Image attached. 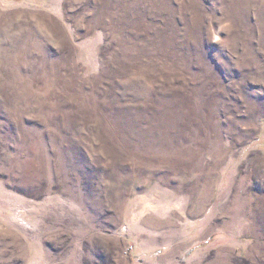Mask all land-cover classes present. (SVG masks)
Returning <instances> with one entry per match:
<instances>
[{"label": "rangeland", "instance_id": "1", "mask_svg": "<svg viewBox=\"0 0 264 264\" xmlns=\"http://www.w3.org/2000/svg\"><path fill=\"white\" fill-rule=\"evenodd\" d=\"M0 264H264V0H0Z\"/></svg>", "mask_w": 264, "mask_h": 264}]
</instances>
